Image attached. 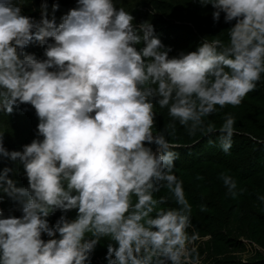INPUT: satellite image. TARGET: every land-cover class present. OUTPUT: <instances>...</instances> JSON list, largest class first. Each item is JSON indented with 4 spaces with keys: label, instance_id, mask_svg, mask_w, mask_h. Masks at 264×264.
I'll return each instance as SVG.
<instances>
[{
    "label": "clouds",
    "instance_id": "clouds-1",
    "mask_svg": "<svg viewBox=\"0 0 264 264\" xmlns=\"http://www.w3.org/2000/svg\"><path fill=\"white\" fill-rule=\"evenodd\" d=\"M199 2L213 6L215 22L223 14L232 25L228 42L204 38L195 51L170 56L154 25L135 23L114 0H77L59 23V3L50 12L43 0L36 20L19 0H0V112L32 105L43 137L10 152L0 134V154L19 160L29 181L17 187L10 168L0 174V191L23 205L21 217L0 210V264H91L102 238L115 242L106 264H202L168 137L177 122L189 135L203 132L205 117L239 106L256 87L264 0ZM33 42L46 46V59L26 53ZM156 106L172 119L154 133ZM234 124L228 113L218 130L225 153ZM220 179L232 198L243 193L232 175ZM161 190L168 194L157 197ZM170 199L176 207H161ZM257 199L264 203V194ZM73 209L75 220L60 216L50 225L57 210Z\"/></svg>",
    "mask_w": 264,
    "mask_h": 264
},
{
    "label": "trees",
    "instance_id": "trees-1",
    "mask_svg": "<svg viewBox=\"0 0 264 264\" xmlns=\"http://www.w3.org/2000/svg\"><path fill=\"white\" fill-rule=\"evenodd\" d=\"M42 2L43 0H19L22 14L39 20ZM47 2L50 12L52 4H60L59 10L55 13L57 23L70 9L77 7V0H47ZM114 2L117 8L123 7L132 13L135 23L150 21L163 44L173 49L170 56H177L180 52L195 51L204 38H208L210 41L220 39L225 43L229 40L228 30L232 25L224 21L223 14L220 21L215 22L212 16L213 6L210 4L206 7L202 6L199 0H114ZM233 23L235 22L233 21ZM45 47L38 42H33L25 51L34 54L38 59H46ZM254 89V96L260 99L258 102H262L264 105V74L261 75V79L256 83ZM232 107L234 108V106ZM235 107V109L227 106L217 108L218 114L213 113L204 118L205 130L198 131L194 136L189 135L185 128L177 122L174 134L168 137L175 146L173 150L178 154L174 172L183 181L185 195L192 205V211L195 212L196 218L192 216V219L206 220L209 216L206 212H218L219 214L223 211L222 208L225 204L228 206L229 211L224 214L225 216L222 214L224 224L223 220L219 218L217 221L219 225L203 227L202 233L210 234L213 241L225 244L227 237H225L226 234L223 233L222 227L225 226L226 230L230 228L237 232L239 231L238 227L234 228L236 223L240 225V228L250 229L256 226L259 228L256 230L257 236H262L259 242L262 243L263 240L262 244H264V203L257 199L258 194H264V138L254 137L242 131L246 121L240 117L239 111L254 113L246 105V102L243 101ZM154 112L157 116L153 131L156 133L168 126L172 118L169 117L166 108L161 109L156 106ZM228 113L235 118V124L232 149L229 153H225L220 149L218 130ZM209 122L215 125V130L211 133L207 131ZM38 123L39 118L36 110L30 104L14 107V112L11 114L0 112V134H3L5 148L10 152L23 151L24 145L31 144L35 139H43L38 135ZM152 147L154 150L156 149L155 145ZM5 168L12 170L9 172V178L15 182L17 187H28L29 181L19 160L13 161L10 157L0 154V174ZM221 173L232 175L237 181L238 190L244 189L243 193L235 199L232 198L220 179ZM201 176L203 179H199ZM260 177L261 179H258ZM244 186L245 188H243ZM166 194H168L166 190H161L155 195L158 197ZM202 205L206 207L202 209ZM22 207L23 205L19 201L0 191V210H3L5 216L21 217ZM161 207L172 208L176 205L170 199L167 204ZM77 214L78 210L76 209L67 212L57 210L48 219L50 225L54 226L60 216H65L71 221L77 218ZM221 225L222 230L218 229V226ZM58 237L59 234H57ZM42 238L50 239L46 234ZM108 243L115 242L109 241L108 238H102L101 243L91 256V264H99L96 256H99L100 252H104L101 251V246L107 248ZM212 264L226 263L216 261Z\"/></svg>",
    "mask_w": 264,
    "mask_h": 264
},
{
    "label": "rangeland",
    "instance_id": "rangeland-1",
    "mask_svg": "<svg viewBox=\"0 0 264 264\" xmlns=\"http://www.w3.org/2000/svg\"><path fill=\"white\" fill-rule=\"evenodd\" d=\"M254 91L255 89L250 91L243 99V101L246 102V105L253 110L254 113H246L244 110L242 112L241 110L239 111L240 117L246 121V124H244L245 127H243L242 131H245L254 137L264 138V105L262 102H258L260 99L254 96ZM227 107L231 109L236 108L235 106L233 108L232 105H228ZM217 108L220 109L219 107ZM214 113L218 114V110ZM258 179H261V177ZM243 188H245V186ZM222 209L223 211L220 212L221 214H218V212H206V214L208 213L207 216L209 215L206 220H199L198 218L192 219L193 227H190L187 230L189 234L193 231H197L200 234V240L196 243L199 246L198 250L201 254L202 264H212L216 261H224L226 264H264V244H262L263 240L261 241L262 243L259 242L262 236H257L256 230L259 228H256V226L253 228L251 227L250 229L245 227L240 228V225L236 223L234 228L236 229L238 227L239 231L237 232L228 228L229 232L226 230L225 226H218V229H221L222 227L224 230V232H222L226 234L225 237H227V239L225 240L226 242H224L225 244L213 241L210 234L202 233L201 230L203 227L219 225V222H217L218 219L221 218L223 220L225 216L224 214L229 211L226 204ZM216 215L219 216L217 217ZM192 216H195L194 211H192ZM204 237L208 238L205 239ZM101 247V251L104 252H100V255L96 256V258L99 264H106L105 257L107 248L103 246Z\"/></svg>",
    "mask_w": 264,
    "mask_h": 264
}]
</instances>
